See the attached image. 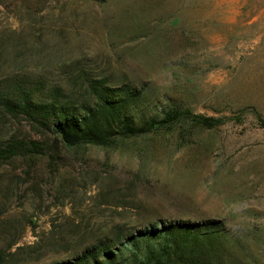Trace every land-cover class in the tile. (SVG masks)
<instances>
[{
	"label": "rangeland",
	"instance_id": "374dc122",
	"mask_svg": "<svg viewBox=\"0 0 264 264\" xmlns=\"http://www.w3.org/2000/svg\"><path fill=\"white\" fill-rule=\"evenodd\" d=\"M81 71L191 116L1 164L0 264L69 260L158 220L218 223L223 264H264V0H0V81L70 93ZM12 136L40 138L0 112V141Z\"/></svg>",
	"mask_w": 264,
	"mask_h": 264
},
{
	"label": "trees",
	"instance_id": "16d2710c",
	"mask_svg": "<svg viewBox=\"0 0 264 264\" xmlns=\"http://www.w3.org/2000/svg\"><path fill=\"white\" fill-rule=\"evenodd\" d=\"M72 86L74 91L67 93L63 86L49 85L42 78L0 81V112L27 121L40 136L1 140L0 165L17 158L36 161L53 152L55 142L68 148L112 147L119 139L165 129L191 116L188 110L172 109L160 117L159 112L144 106L142 89L127 83L111 85L82 71ZM192 119L205 129L222 122L214 117ZM256 119L264 130V119L257 115ZM225 238L215 222L158 220L97 241L71 259L54 264H223Z\"/></svg>",
	"mask_w": 264,
	"mask_h": 264
}]
</instances>
